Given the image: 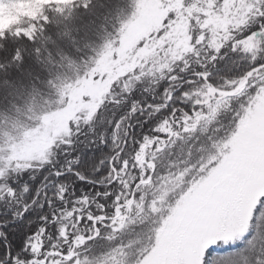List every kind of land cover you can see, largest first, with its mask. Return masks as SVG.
I'll use <instances>...</instances> for the list:
<instances>
[{"label": "trees", "instance_id": "obj_1", "mask_svg": "<svg viewBox=\"0 0 264 264\" xmlns=\"http://www.w3.org/2000/svg\"><path fill=\"white\" fill-rule=\"evenodd\" d=\"M150 1L161 25L118 48L140 3ZM262 6L75 0L45 4L1 30L0 146L29 117L35 125L69 109L70 90L86 79L108 76V85L94 106L82 100L39 156L0 148V264H141L264 104V70L239 95L204 98L208 85L229 90L264 61V35H252ZM250 38L247 50L240 43ZM219 97L228 105L214 115ZM251 235L255 251L228 256L249 248L247 237L236 239L204 253L207 264H255L264 245L261 199Z\"/></svg>", "mask_w": 264, "mask_h": 264}, {"label": "rangeland", "instance_id": "obj_2", "mask_svg": "<svg viewBox=\"0 0 264 264\" xmlns=\"http://www.w3.org/2000/svg\"><path fill=\"white\" fill-rule=\"evenodd\" d=\"M73 1L0 0V31L17 23L23 15H38L45 4ZM139 6L136 18L124 31L118 48L131 45L141 35L161 25L162 11L154 2H142ZM253 40L250 38L240 44L249 50ZM107 81L108 76L96 80L89 78L73 87L69 92L72 101L69 109L50 114L35 125L33 122L37 119L29 117L16 132H6L2 136L0 148L6 146L16 157L21 155L20 158L39 156L51 138L66 129L65 123L76 107L80 108L82 100L89 102L85 106H94L107 87ZM208 95L209 90L204 98ZM227 105L228 101L219 97L213 114H219ZM245 130L222 165L181 204L179 213L171 218L166 231L161 230L157 246L143 257L141 264H199L198 257L192 252L193 247L206 248L220 239L222 232L238 227L243 209L264 196V104H258ZM200 255L204 257L202 250Z\"/></svg>", "mask_w": 264, "mask_h": 264}, {"label": "snow or ice", "instance_id": "obj_3", "mask_svg": "<svg viewBox=\"0 0 264 264\" xmlns=\"http://www.w3.org/2000/svg\"><path fill=\"white\" fill-rule=\"evenodd\" d=\"M260 12L264 14V6L260 8ZM252 35H264V15L261 16V23L258 25V30L253 32ZM202 38L203 37H201V39ZM261 70H264V61L257 62L256 64H254L252 69L245 73V76L242 79H247L248 77L252 76L253 72H261ZM197 75L201 76L202 78H206L207 76V74L203 72L197 73ZM260 199L261 201H264V197H261ZM258 205L259 202L248 204L240 214L238 220V227L230 229L226 233L222 232L221 238L216 239L214 243L209 244L206 248H201V246L193 247L192 252L198 257L199 264H207L205 258L200 255L201 250L206 254L207 257H211L212 253L217 251L218 247L221 244L227 247L229 243H234L236 239H243L244 237H247L246 243L249 245V248H239L236 251L228 253L227 255L238 256L242 255L245 251H255L257 248L256 236L251 235V222L255 216ZM46 219L47 218H45V220ZM212 264H219V261L213 260ZM255 264H264V245H261L259 247V255L255 259Z\"/></svg>", "mask_w": 264, "mask_h": 264}, {"label": "water", "instance_id": "obj_4", "mask_svg": "<svg viewBox=\"0 0 264 264\" xmlns=\"http://www.w3.org/2000/svg\"><path fill=\"white\" fill-rule=\"evenodd\" d=\"M251 77V76H250ZM250 77H248L247 79H245L244 82L240 83V85L234 89H230L229 91L227 90H220L219 88H214L212 86L209 87V89H211L212 91H214V93H222L224 95H236L238 93H240L242 90H244L246 87V84L248 83Z\"/></svg>", "mask_w": 264, "mask_h": 264}]
</instances>
